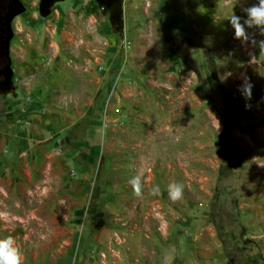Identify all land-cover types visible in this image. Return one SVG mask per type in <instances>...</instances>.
Segmentation results:
<instances>
[{"label": "rangeland", "instance_id": "374dc122", "mask_svg": "<svg viewBox=\"0 0 264 264\" xmlns=\"http://www.w3.org/2000/svg\"><path fill=\"white\" fill-rule=\"evenodd\" d=\"M255 2L66 0L23 19L0 90V239L22 264H264V36L226 19Z\"/></svg>", "mask_w": 264, "mask_h": 264}, {"label": "clouds", "instance_id": "9594fccd", "mask_svg": "<svg viewBox=\"0 0 264 264\" xmlns=\"http://www.w3.org/2000/svg\"><path fill=\"white\" fill-rule=\"evenodd\" d=\"M245 18L231 14L226 19L234 29V38L241 40L242 42L248 41L247 29H258L260 35L264 36V0H256L254 4L243 9ZM259 47L261 54H264V40L259 41ZM262 75V74H261ZM252 87L250 81L245 82L240 87L241 95L250 100L252 96ZM246 107L250 105L246 104ZM132 190L135 195H141L142 183L141 176L136 175L129 180ZM184 185L179 183H171L167 186L168 198L175 202L179 201L183 197ZM152 195H158L160 193V187L157 185L151 190ZM162 232L164 231V225H161ZM0 264H22V254L20 249L16 246L15 240L9 236L0 239Z\"/></svg>", "mask_w": 264, "mask_h": 264}, {"label": "flooded vegetation", "instance_id": "af4514ba", "mask_svg": "<svg viewBox=\"0 0 264 264\" xmlns=\"http://www.w3.org/2000/svg\"><path fill=\"white\" fill-rule=\"evenodd\" d=\"M43 0H0V90H7V83L14 69L13 51L17 37L23 29V19L29 26L35 22L41 13ZM66 0H54L51 10L56 4ZM101 3L110 5L111 0H99ZM28 17V19H27ZM15 76L13 70L12 81Z\"/></svg>", "mask_w": 264, "mask_h": 264}, {"label": "water", "instance_id": "95a60500", "mask_svg": "<svg viewBox=\"0 0 264 264\" xmlns=\"http://www.w3.org/2000/svg\"><path fill=\"white\" fill-rule=\"evenodd\" d=\"M52 2H54V0H43L42 4H41V13L44 17H47L48 15L51 14V5ZM12 76H13V70L10 76V82L7 83L8 88H10L12 86Z\"/></svg>", "mask_w": 264, "mask_h": 264}]
</instances>
